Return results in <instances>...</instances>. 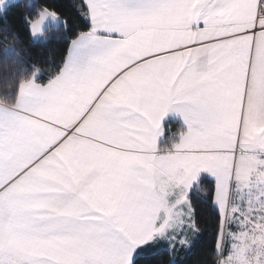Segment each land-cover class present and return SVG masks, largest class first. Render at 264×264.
<instances>
[{"label":"snow or ice","instance_id":"obj_1","mask_svg":"<svg viewBox=\"0 0 264 264\" xmlns=\"http://www.w3.org/2000/svg\"><path fill=\"white\" fill-rule=\"evenodd\" d=\"M0 0V264H264V0ZM62 45L37 59L15 45Z\"/></svg>","mask_w":264,"mask_h":264},{"label":"trees","instance_id":"obj_2","mask_svg":"<svg viewBox=\"0 0 264 264\" xmlns=\"http://www.w3.org/2000/svg\"><path fill=\"white\" fill-rule=\"evenodd\" d=\"M40 2H46L53 8L64 11V5L67 0H40ZM10 24L12 30L18 34L20 43L15 45V42L11 38L7 39L5 43L10 47L22 49V55L26 57L31 55L37 59H44L51 56L53 50L58 54L63 52L62 45L55 42H34V40L30 38L28 28L20 16L10 18ZM14 59L15 53L13 52L5 58L4 66L0 68V76H3L5 81H15L18 77L23 75L22 67L12 63ZM200 216L201 227L207 228L208 231L204 233L200 244L192 250L189 256L184 258L186 264H200V262L205 259L208 249L213 246L212 242L214 236L212 229L214 227L215 214L207 206L201 205Z\"/></svg>","mask_w":264,"mask_h":264},{"label":"crops","instance_id":"obj_3","mask_svg":"<svg viewBox=\"0 0 264 264\" xmlns=\"http://www.w3.org/2000/svg\"><path fill=\"white\" fill-rule=\"evenodd\" d=\"M191 252H192V251H191ZM180 254L182 255V258H184V257L186 256V253L183 252V251H182ZM187 254H189V253H187Z\"/></svg>","mask_w":264,"mask_h":264},{"label":"rangeland","instance_id":"obj_4","mask_svg":"<svg viewBox=\"0 0 264 264\" xmlns=\"http://www.w3.org/2000/svg\"><path fill=\"white\" fill-rule=\"evenodd\" d=\"M34 42H39V41H35V40H34ZM190 253H191V252H190ZM190 253H189V254H186V256H189ZM186 256H185V257H186ZM185 257H184V258H185ZM180 258H181V259H184V258H182V255H181V254H180Z\"/></svg>","mask_w":264,"mask_h":264}]
</instances>
